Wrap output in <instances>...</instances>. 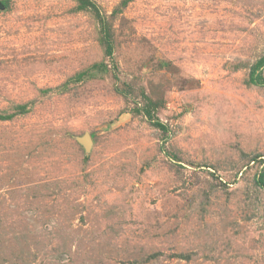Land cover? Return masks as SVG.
<instances>
[{
  "label": "rangeland",
  "instance_id": "1",
  "mask_svg": "<svg viewBox=\"0 0 264 264\" xmlns=\"http://www.w3.org/2000/svg\"><path fill=\"white\" fill-rule=\"evenodd\" d=\"M90 1L0 0V264H264V0Z\"/></svg>",
  "mask_w": 264,
  "mask_h": 264
},
{
  "label": "trees",
  "instance_id": "2",
  "mask_svg": "<svg viewBox=\"0 0 264 264\" xmlns=\"http://www.w3.org/2000/svg\"><path fill=\"white\" fill-rule=\"evenodd\" d=\"M78 3H80L82 6H85L89 9H91L94 13H95V16L96 18L99 20V23H100V30H101V33L103 35V37L105 38V41H106V53L107 55H111V45H110V42L108 40V31L106 30L105 27H103V20H102V17L98 11V8L97 6L92 3V1L90 0H76ZM264 66V56L262 58H260L252 67L251 71H250V80L255 81L254 80V76H255V73L256 71L263 67ZM259 82H261V79L259 77H257ZM262 82H263V79H262ZM149 114V113H148ZM156 126H158L160 129L164 128L163 125H161L160 123H156ZM264 177H263V174L261 173L260 174V179H259V184L264 188Z\"/></svg>",
  "mask_w": 264,
  "mask_h": 264
},
{
  "label": "water",
  "instance_id": "3",
  "mask_svg": "<svg viewBox=\"0 0 264 264\" xmlns=\"http://www.w3.org/2000/svg\"><path fill=\"white\" fill-rule=\"evenodd\" d=\"M87 141H88V137H86V138L84 139V142H85V143H87Z\"/></svg>",
  "mask_w": 264,
  "mask_h": 264
}]
</instances>
